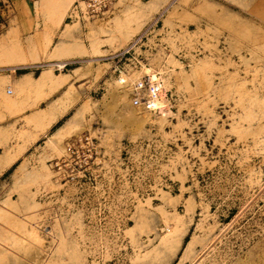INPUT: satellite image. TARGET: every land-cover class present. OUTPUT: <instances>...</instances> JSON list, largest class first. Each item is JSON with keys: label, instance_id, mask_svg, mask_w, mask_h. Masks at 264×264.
I'll return each mask as SVG.
<instances>
[{"label": "rangeland", "instance_id": "obj_1", "mask_svg": "<svg viewBox=\"0 0 264 264\" xmlns=\"http://www.w3.org/2000/svg\"><path fill=\"white\" fill-rule=\"evenodd\" d=\"M4 1L18 29L0 31V74L64 73L56 108H72L45 135L17 116L15 142L42 136L0 179V264H264V0H118L53 42L76 0ZM142 35L141 66L114 59ZM153 70L168 96L155 114L130 101ZM22 96L0 107L19 112ZM83 134L105 155L101 177L62 186L51 163Z\"/></svg>", "mask_w": 264, "mask_h": 264}, {"label": "built area", "instance_id": "obj_2", "mask_svg": "<svg viewBox=\"0 0 264 264\" xmlns=\"http://www.w3.org/2000/svg\"><path fill=\"white\" fill-rule=\"evenodd\" d=\"M118 0H76L69 15L70 20L95 21L105 20L112 16L116 11ZM220 1V0H216ZM8 6V5H7ZM158 22V21H156ZM146 30L143 34L149 33ZM144 36H139L130 45L114 56L118 62L122 60L132 61L137 66H141L136 55L143 47ZM121 82L120 85H125ZM130 101L133 107L152 114L159 113L163 108V100L167 96L164 81L158 70H153L149 74H144L136 78L131 83ZM6 93L10 95L11 90ZM171 98V96H170ZM106 163L105 155L100 151L97 141L88 134L72 137L66 141L64 154L53 160L51 163L56 180L62 185H72L82 189L86 184H94L101 177V171Z\"/></svg>", "mask_w": 264, "mask_h": 264}, {"label": "crops", "instance_id": "obj_3", "mask_svg": "<svg viewBox=\"0 0 264 264\" xmlns=\"http://www.w3.org/2000/svg\"><path fill=\"white\" fill-rule=\"evenodd\" d=\"M3 2L6 1L0 0V31L2 32L4 29H8V32L14 30L17 34L16 29L18 28L9 27L12 20L11 18H13L14 16L13 13L11 15V12L14 11V8L9 4L8 6L3 4ZM4 17L7 18V21L4 20V22H2V19ZM68 19L69 15L64 18V21L60 27L53 28L52 32H47L48 34H54L51 42L54 41L57 35L59 36L62 31L61 28H63L65 21ZM74 21L75 20L69 19V22ZM77 22L84 23V21L82 20H79ZM43 29L44 27L38 32H41ZM161 29H163V26ZM8 32L6 31V34ZM21 32L22 31L19 28V33ZM18 70V68L13 70L6 69L3 71V73L0 74V95L5 92L7 96L13 97L16 92L19 91V89L25 90L30 94L29 98H24L22 96L16 99V103L18 105L20 103L23 104V106H21L22 109L19 112H6L0 107V179L5 177L6 175L9 176L12 173L16 172V169L21 165L23 160L26 159L27 153L30 152L40 136H42L38 134L36 137L34 136L35 138L32 137V140L34 142L28 141L25 144L21 142H15L14 133L17 132V116L27 117L28 120L35 121L37 125H40L41 123L37 121L36 118L39 116L41 117V115L55 117L54 123H52L43 134L45 135L48 130L52 129L59 121H61L64 116L71 111L72 108H66L65 110H58L56 108V95L63 88L71 84V81L66 84L63 81L59 82L58 84L60 85L65 84L59 89H56V87L53 85V82L55 81L57 76L63 75L64 73H59L56 76L54 71H52L51 73L50 69H48L47 67L42 68L33 65L28 66L25 69L26 71L23 73H17ZM7 90H11L12 93L8 95L6 93ZM42 94H45L46 96L42 99L36 100V98ZM61 103H63V100H61ZM11 114L15 115L11 116ZM45 120H48V118H46Z\"/></svg>", "mask_w": 264, "mask_h": 264}, {"label": "bare ground", "instance_id": "obj_4", "mask_svg": "<svg viewBox=\"0 0 264 264\" xmlns=\"http://www.w3.org/2000/svg\"><path fill=\"white\" fill-rule=\"evenodd\" d=\"M59 67H61V66H59ZM63 68V67H62ZM119 83L121 84V80H119ZM59 86H60V84H59ZM44 114V113H43ZM49 115V114H48ZM38 116V115H37ZM53 116V115H52ZM46 118H48V120H45ZM37 119V121H39L40 123H44L45 124V127H44V129H48L49 127H50V125L52 124V123H54V121H55V117H51V116H42L41 115V117L39 116V117H37L36 118ZM34 120H35V118H34ZM64 132H66V128H64V129H61V130H58V132H57V134L56 135H59V136H61ZM8 164V163H7ZM2 165V164H1Z\"/></svg>", "mask_w": 264, "mask_h": 264}, {"label": "trees", "instance_id": "obj_5", "mask_svg": "<svg viewBox=\"0 0 264 264\" xmlns=\"http://www.w3.org/2000/svg\"><path fill=\"white\" fill-rule=\"evenodd\" d=\"M26 70H21V71H17V73H23V72H25ZM66 118V117H65ZM64 118V119H65ZM62 121H63V119L61 120V121H59L52 129H51V132H53V131H55V130H57L60 126H62Z\"/></svg>", "mask_w": 264, "mask_h": 264}]
</instances>
